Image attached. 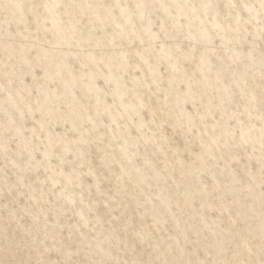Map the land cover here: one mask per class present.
Returning <instances> with one entry per match:
<instances>
[{
    "label": "rangeland",
    "instance_id": "1",
    "mask_svg": "<svg viewBox=\"0 0 264 264\" xmlns=\"http://www.w3.org/2000/svg\"><path fill=\"white\" fill-rule=\"evenodd\" d=\"M0 264H264V0H0Z\"/></svg>",
    "mask_w": 264,
    "mask_h": 264
}]
</instances>
